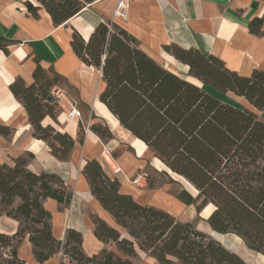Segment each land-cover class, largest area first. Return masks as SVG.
I'll list each match as a JSON object with an SVG mask.
<instances>
[{
    "label": "trees",
    "instance_id": "16d2710c",
    "mask_svg": "<svg viewBox=\"0 0 264 264\" xmlns=\"http://www.w3.org/2000/svg\"><path fill=\"white\" fill-rule=\"evenodd\" d=\"M93 1L24 4L33 17L43 8L58 26ZM263 22L264 16L252 19L249 32L260 35ZM13 43L0 37V50L8 54L7 46ZM70 46L85 65L99 70L105 86L98 99L120 126L196 190L192 196L181 189L176 198L186 206L194 204L197 212L212 206L206 215L213 230L236 234L250 249L264 255V71L255 69L249 76H241L213 55L172 43L164 45L165 52L187 66L183 79L147 55L134 36L110 20L99 22L87 40L73 30ZM34 60L32 82L26 84L18 77L9 89L26 111L32 136L44 141L55 158L66 161L73 138L42 124L45 117L57 121L58 102L49 96L62 77L51 66L42 67L38 56ZM228 94L244 98L255 111L234 105ZM90 129L100 138L111 136L101 124H92ZM0 133L7 135L8 127L0 126ZM30 158L33 155L27 152L14 158L12 165L0 163V215L17 222L12 234L0 233V264H26L18 254L25 237L37 263L61 253L68 260L58 264H134L131 258L139 249L158 264H248L191 221L179 220L121 192L118 178L110 177L96 159L86 160L82 174L90 194L126 236L96 214H89L93 235L103 243H113L125 256L114 257L107 248L87 255L79 231L67 228L62 239L54 236L51 213L43 204L53 199L59 210L67 209L71 189L55 173L28 170Z\"/></svg>",
    "mask_w": 264,
    "mask_h": 264
},
{
    "label": "crops",
    "instance_id": "0c3cea01",
    "mask_svg": "<svg viewBox=\"0 0 264 264\" xmlns=\"http://www.w3.org/2000/svg\"><path fill=\"white\" fill-rule=\"evenodd\" d=\"M26 1L38 5L36 0H0V37L14 42L7 46L8 54L0 50V126L9 129L7 135L0 133V163L12 165L14 158L27 152L32 153L33 158L27 160L28 170L37 174L55 173L66 185L72 186L67 209L59 210L53 199L43 202L51 213L53 234L62 239L65 230L73 228L82 234V247L87 255L98 253L103 248L112 251L113 243H103L94 237L93 224L83 208L91 207L93 214L109 226L120 233L123 230L90 194L82 167L86 160L96 159L112 177L109 171L111 166L105 158L109 157L122 172L121 178L117 175L120 191L135 199L128 178L143 167V160L138 156H142L144 150L146 155L148 149L128 130H124L99 101L98 96L105 86L100 72L85 65L74 54L70 40L73 30L87 40L99 22L111 20L116 0H94L58 26L53 25L43 8L37 11V17H33L25 7ZM263 16L264 0H131L126 21L115 22L139 41L147 55L185 79L186 75L177 72L175 63L179 62L163 50L164 45L172 43L184 49H197L205 56L213 55L227 69L241 76H249L255 69L264 71V22L260 27V35L250 33L248 28L252 19ZM35 56L39 57L42 67L51 66L61 75L62 81L53 91H60L63 99L71 102L80 112L79 118L69 119L62 111L57 117V123L49 117L42 121L43 125L49 124L73 138L74 144L66 161L55 158L44 141L32 136L33 129L26 111L9 89L10 83L18 77L26 84L32 82ZM183 66L187 72V66ZM197 82V86L201 87L202 83L199 80ZM204 88L214 96L221 97L212 88ZM228 96L234 105L255 111L244 98ZM92 124H106L111 136L100 138L91 131ZM110 124L116 129L122 128L123 134L114 130ZM80 127H88L81 141L77 139ZM133 138L142 143L144 149L136 153L131 142ZM16 228L17 222L14 219L0 215V233L12 234ZM18 254L26 264H58L61 260L53 256L43 263H37L26 237L18 248Z\"/></svg>",
    "mask_w": 264,
    "mask_h": 264
},
{
    "label": "rangeland",
    "instance_id": "374dc122",
    "mask_svg": "<svg viewBox=\"0 0 264 264\" xmlns=\"http://www.w3.org/2000/svg\"><path fill=\"white\" fill-rule=\"evenodd\" d=\"M175 66L179 74L186 75L187 72L184 69L182 63L176 62ZM53 92L54 91L52 89L50 93V96L53 97L52 100H54ZM57 105H58V113H57V117H58L62 113V108L59 106L58 103ZM46 120L49 121L48 119ZM54 122L57 123V121ZM43 123L45 124V122ZM110 125L112 126V124ZM104 126L107 127L106 124ZM115 129L116 128H114V130ZM116 130H118L120 133L124 131L120 127H118ZM84 133H85L84 128L80 127L78 131L77 139L78 140L82 139V135ZM131 142H132V146L136 149V153L140 149L142 148L144 149L143 146L144 143L142 144L140 142H137L135 141L134 138L132 139ZM145 151L146 150L143 151L142 156L137 155L139 158L143 160V164H144L143 167L141 169H137L130 176V178H128L129 181L128 183L132 187V189L130 190L133 191L134 193L133 196L138 202L142 204L155 205L156 207H159L169 212L179 220L191 221L192 224L196 226L197 229L209 234L211 237L219 241L226 248L228 249L230 248V250L238 253L248 264H264V255L250 249L239 236L231 232L219 233L210 227V225L207 222L208 216L206 215V212L209 209H211L212 206H207L200 212H197L194 204L190 206H185L182 202H180L176 198V194L181 189H185L192 196H196V190L185 179L167 170L156 157H153L151 159V156H153V154L149 150L147 151L146 155H144ZM150 159H151V165L149 163ZM108 163L111 166V169L109 168V171L112 174L111 176L117 177V175H119V178H121L120 173H114V169H112V167H114V163L113 162H112L113 164L110 162ZM149 184H151V187L148 186ZM68 186L70 189L72 188V186L70 185ZM83 210L88 212V214H93L91 207L85 206ZM121 233L122 235L125 236V233L123 231H121ZM111 250L114 257L123 258L125 256L122 252L116 249L114 244L113 246H111ZM21 254L23 255L22 251ZM54 256H57L59 260L61 258L60 261L67 262L68 260L64 258L61 253H57ZM131 260L133 261L134 264H158L154 258H152L147 253L139 249H136V256L132 257Z\"/></svg>",
    "mask_w": 264,
    "mask_h": 264
},
{
    "label": "built area",
    "instance_id": "2783aa9c",
    "mask_svg": "<svg viewBox=\"0 0 264 264\" xmlns=\"http://www.w3.org/2000/svg\"><path fill=\"white\" fill-rule=\"evenodd\" d=\"M131 0H116L114 7L112 9L111 20L112 22H124L127 19V10L129 2ZM54 98L58 102L59 106L62 108V111L65 112L66 116L69 119L79 118L80 112L75 106L68 100H64L60 91L56 90L53 92ZM62 104L60 101H62ZM85 133L88 131V127L84 128ZM114 173H121V169L114 165Z\"/></svg>",
    "mask_w": 264,
    "mask_h": 264
},
{
    "label": "bare ground",
    "instance_id": "6f19581e",
    "mask_svg": "<svg viewBox=\"0 0 264 264\" xmlns=\"http://www.w3.org/2000/svg\"><path fill=\"white\" fill-rule=\"evenodd\" d=\"M197 83H198V82H197ZM198 84H199V83H198ZM106 159H107L108 162L112 163V160H111L109 157L106 156ZM160 162H161V161H160ZM112 164H113V163H112Z\"/></svg>",
    "mask_w": 264,
    "mask_h": 264
},
{
    "label": "water",
    "instance_id": "95a60500",
    "mask_svg": "<svg viewBox=\"0 0 264 264\" xmlns=\"http://www.w3.org/2000/svg\"><path fill=\"white\" fill-rule=\"evenodd\" d=\"M53 99V97L52 96H49V100H52ZM190 184V183H189Z\"/></svg>",
    "mask_w": 264,
    "mask_h": 264
}]
</instances>
